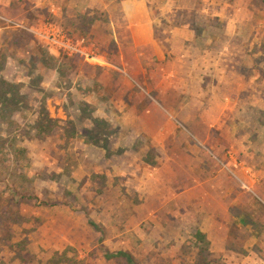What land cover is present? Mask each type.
Instances as JSON below:
<instances>
[{"label":"rangeland","instance_id":"obj_1","mask_svg":"<svg viewBox=\"0 0 264 264\" xmlns=\"http://www.w3.org/2000/svg\"><path fill=\"white\" fill-rule=\"evenodd\" d=\"M73 1L0 0V191L25 195L0 200V264L24 249L37 264H127L100 244L137 264H264V0H147L146 77L122 49L144 10ZM46 23L109 65L49 49L32 32ZM149 35L174 53L183 39L201 79H158Z\"/></svg>","mask_w":264,"mask_h":264},{"label":"crops","instance_id":"obj_2","mask_svg":"<svg viewBox=\"0 0 264 264\" xmlns=\"http://www.w3.org/2000/svg\"><path fill=\"white\" fill-rule=\"evenodd\" d=\"M71 1H73V0H69L70 3H71ZM127 1H130L132 3H136L138 5V7H141V9H143L145 12L146 19L142 20V19L136 18L135 20L130 21L128 23V25L127 24L124 25L125 26L124 32H125L126 37L128 38V41H127V43L125 42L126 46L122 47V49H125L126 59L130 60L131 66L133 65L132 63L134 61L141 64L139 66V68L136 70L137 72H135V75L139 74L138 76L141 75V77H146L147 76V69L146 68H148V67L145 64H143V57H141V56H143V54L145 53L143 51V49H145L146 44L149 43L148 39H147L148 28L146 27V24L149 21V19L147 18V12H148L147 0H80V1L78 0V3H76L77 1L75 0V1H73V4L76 7V10H79L81 12H85L87 10L94 11L95 8H97L98 10H101L105 13L106 9H109L110 12L114 11V10H112L113 5L120 7V4H122L121 6H123V8H125L123 4ZM76 5L79 7H77ZM50 8H51L50 10L53 13H57V11L59 10V6L55 5L54 3L50 4ZM146 10H147V12H146ZM125 16H127V15H125ZM111 21H112V19H111ZM178 30L179 29H176V30H174V32L176 34H178ZM112 31H113V26H112ZM142 35H144V37L140 38L139 36H142ZM149 36H150L149 40H151V42L155 44L154 48L157 47L160 50L159 51L160 54L153 53L152 56H149V58H154L155 56H157V59L160 61L159 62L158 60H156V61H158V62H156L157 64L160 63V68L158 67V70L160 71V77H158V79H165V77H168L169 79H171V77L173 79H199V80L201 79L202 76H200L201 75L200 72H195V69L193 66V60L188 58L191 55V53H189V48L185 50L183 47V43L185 42L183 39H179V41L177 43V45H182L180 47L181 48L180 50L182 52L181 53L180 52L174 53L172 50V47L174 45H172L171 51L166 52V50H164L163 44L161 45V42H162L161 40H158L156 37L154 38L153 35L152 36L149 35ZM122 49H120V50H122ZM101 55H102L101 57H103V59L105 60L106 63H104V65H100V64H94V65L100 67L101 69H105L106 66H108L109 64H108V61L105 58V56L103 54H101ZM164 61L166 64H171V65H173V67L174 66H177V67L176 68L172 67V70L165 71L166 68H164V66H163ZM184 63L187 64L186 67H184ZM188 64H190V65H188ZM143 69H144V74L140 73V72H142ZM194 75H196V77ZM130 79H132V78H130ZM197 94L196 95L198 97H194V99L199 98L200 93H197ZM221 111L223 113V108Z\"/></svg>","mask_w":264,"mask_h":264},{"label":"built area","instance_id":"obj_3","mask_svg":"<svg viewBox=\"0 0 264 264\" xmlns=\"http://www.w3.org/2000/svg\"><path fill=\"white\" fill-rule=\"evenodd\" d=\"M32 32L51 50L60 51L67 56H77L93 64L106 63L99 51L84 37L76 38L59 25L46 23Z\"/></svg>","mask_w":264,"mask_h":264},{"label":"trees","instance_id":"obj_4","mask_svg":"<svg viewBox=\"0 0 264 264\" xmlns=\"http://www.w3.org/2000/svg\"><path fill=\"white\" fill-rule=\"evenodd\" d=\"M186 11H188L187 13H190V9H184ZM194 16V20L191 22H187L186 25L190 24L189 26H191V23L195 24L196 28H200L199 25L197 24V20H196V14H193ZM186 23V22H185ZM178 24H182V23H178ZM184 24V23H183ZM191 28V27H190ZM213 36V34H211ZM214 38V37H212ZM5 95L1 96L3 98V101H1L3 104H5L6 102H8L10 100L7 99L6 97H4ZM10 96L13 97V93H10ZM41 128V127H40ZM40 130V129H39ZM41 132L38 131V133ZM45 132V131H44ZM37 132H35V134H38ZM43 131L40 135V137H42ZM11 148H5L4 145L1 143L0 141V165L3 163L4 158L7 156L8 150H10ZM12 157V156H11ZM10 157V158H11ZM21 198H25V195L19 193L18 191L14 190V189H10L5 183L3 184V187L0 191V200L5 201L6 203L2 206H10V205H19V202ZM56 204H59L58 201H56ZM12 207V206H11ZM15 211L12 212V214ZM97 228V227H96ZM7 231V230H5ZM99 248L102 251L103 257L105 259H115V258H121L124 259V261L127 264H137L135 262V260L133 259L132 255L129 254L127 251H123V250H119V251H110L109 249H107L106 247H104L103 244L99 245ZM15 260L18 262L17 264H37L36 260L34 259V257L32 256V254L27 250L24 249L22 251V253H18L17 256H15Z\"/></svg>","mask_w":264,"mask_h":264}]
</instances>
